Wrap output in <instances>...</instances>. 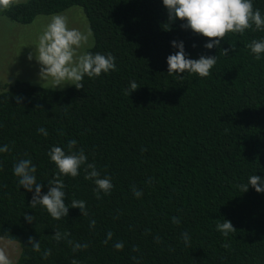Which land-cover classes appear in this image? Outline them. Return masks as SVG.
<instances>
[{"label": "trees", "instance_id": "1", "mask_svg": "<svg viewBox=\"0 0 264 264\" xmlns=\"http://www.w3.org/2000/svg\"><path fill=\"white\" fill-rule=\"evenodd\" d=\"M252 3L264 15V0ZM74 5L92 33L86 51L111 53L116 70L85 76L81 89L14 81L0 92V147L9 146L0 152V238L17 243L14 264H264V192L238 187L264 178V54L257 60L247 47L264 31L230 32L208 49L210 38L169 20L163 0H25L1 14L28 24ZM172 41L183 42L188 58L217 56L211 74L167 73V57L179 50ZM131 81L139 87L126 95ZM72 139L113 188L98 199L83 166L75 178L61 176L69 211L57 220L41 205L31 208L35 186H19L13 166L30 158L47 193L58 172L47 153L67 152ZM73 199L85 201L87 216ZM223 220L236 232L218 231ZM55 230L70 235L57 241ZM68 240L88 247L74 252Z\"/></svg>", "mask_w": 264, "mask_h": 264}, {"label": "clouds", "instance_id": "2", "mask_svg": "<svg viewBox=\"0 0 264 264\" xmlns=\"http://www.w3.org/2000/svg\"><path fill=\"white\" fill-rule=\"evenodd\" d=\"M20 0H0V9L7 10L18 4ZM163 5L168 10L170 21L177 18L186 21L182 24V28H190L194 33L210 38V41L204 47L211 49L214 46H219L220 41L225 38L228 33L243 34L248 29L264 31V15L259 9L254 8L252 0H163ZM91 31L87 34L76 28H69L68 18L64 15L55 14L51 17L50 22L45 26L42 33L38 37V42L34 45L35 59L40 64V78L48 81L50 78V88H63L65 85H74L77 89L84 87L83 80L87 76L89 78L99 77L102 73L116 70L115 56L111 53L107 55L99 52L79 50L87 44ZM215 38V39H212ZM172 45L179 50L167 57L169 74L193 73L200 77L209 76L210 70L216 64L217 56L201 55L198 59L188 58L185 52L183 42L172 41ZM254 54L255 59L259 60L261 54H264V39L252 40L247 45ZM234 49V48H233ZM224 54L228 53V49H223ZM28 59H33V53L30 52ZM139 87L136 81L130 82V87L125 90L126 95L136 90ZM20 97H17V102H20ZM39 133L47 137V129L41 127L37 130ZM61 135L63 133L61 132ZM77 141L72 139L67 143L66 152L61 146H53L47 153L50 160L54 162L58 172L48 181L49 189L47 193L42 194V185L37 182L35 173L37 171L30 158L21 159L13 166V173L18 177V184L32 191L35 186V191L30 203L31 208L41 205L54 219L66 217L69 211V205L65 203L66 193L65 183L60 178L61 176H71L73 178L80 174V169L83 166L84 179L94 181L96 187L94 192L97 198H100V192L105 194L110 193L113 188L111 177H101V173L97 170L94 163H88V158L82 148L76 149ZM146 150V149H142ZM9 151V146L0 147V152ZM27 156V154H25ZM151 183V181H149ZM249 184L255 188L257 192H264V178L258 175H252L248 178V182L240 184L238 187L242 192L248 190ZM133 194L137 198L143 195L142 190L132 186ZM71 207L79 208L83 216H87L86 203L83 200L73 199ZM25 219L31 223L35 217L28 213H23ZM172 222L179 224L178 217L173 216ZM95 226V220L90 221V227ZM216 228L225 237L230 233H235L236 229L230 220H223L217 223ZM70 233H61L55 230L53 238L57 241L66 239ZM112 233L107 234L110 239ZM182 238L185 243L189 242L187 232L182 233ZM29 243L33 251L40 252V242L33 237H29ZM73 251L87 249L88 244L73 243ZM107 243V239L105 240ZM228 247L227 244L224 245ZM118 250H122L123 244L118 242L115 244ZM51 254V249H46L42 256L47 259ZM0 264H13L12 260L6 252L0 249ZM71 264H78V261L73 259Z\"/></svg>", "mask_w": 264, "mask_h": 264}, {"label": "rangeland", "instance_id": "3", "mask_svg": "<svg viewBox=\"0 0 264 264\" xmlns=\"http://www.w3.org/2000/svg\"><path fill=\"white\" fill-rule=\"evenodd\" d=\"M25 1V0H20ZM0 9V92L11 85L14 81H24L32 85L50 88L48 81L40 78V64L35 59V44L45 26L55 14L64 15L68 18L69 28H76L87 34L90 30L87 20L79 6H70L60 13L50 15H37L28 24H18L1 14ZM92 43V35L87 44L79 51L84 52ZM33 53V59L29 60V53ZM57 87L56 89H64ZM0 249L4 250L13 264L18 255L17 243L0 238Z\"/></svg>", "mask_w": 264, "mask_h": 264}]
</instances>
